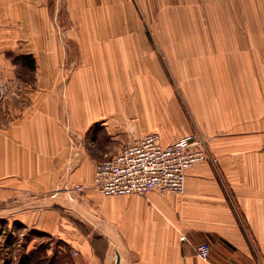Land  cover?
<instances>
[{
  "label": "crops",
  "instance_id": "0c3cea01",
  "mask_svg": "<svg viewBox=\"0 0 264 264\" xmlns=\"http://www.w3.org/2000/svg\"><path fill=\"white\" fill-rule=\"evenodd\" d=\"M243 9L242 30L254 31V65L242 54L209 57L213 65L192 93L196 125L212 136L211 158L188 169L182 194L90 189L84 201L37 206L35 192L52 189L71 157L80 162L68 179L91 182L95 162L115 149L101 146L103 129L112 138H139L157 128L150 100L138 108L121 97L136 68L132 40L82 34L46 45L36 78L47 85L0 129V219L34 234L4 248L0 264H264V0H242ZM188 126L172 135L188 134ZM161 135L167 141L171 134ZM39 234L59 241L57 248L37 247ZM201 241L210 243L207 259L197 255Z\"/></svg>",
  "mask_w": 264,
  "mask_h": 264
},
{
  "label": "rangeland",
  "instance_id": "374dc122",
  "mask_svg": "<svg viewBox=\"0 0 264 264\" xmlns=\"http://www.w3.org/2000/svg\"><path fill=\"white\" fill-rule=\"evenodd\" d=\"M245 15V9L242 14V0H0V129L8 125L16 110L28 104L29 93L40 85H47L46 80L36 78L37 71L45 69L41 59L47 44L54 42L62 46L82 34L85 37L88 34H110L111 37L132 40L135 45L133 59L136 68L124 78L128 84L121 93L122 99L138 108L144 100H150L153 120L157 123V128L150 132L159 134L163 142L195 135L204 141L207 156L199 162L207 161L211 158L208 141L212 136L196 125L199 121L195 113L197 102L192 92L197 91L198 81L207 76L205 70L209 72L208 67L213 65L209 62L213 55L242 54L253 67L254 31L242 30ZM95 25L99 26L98 30ZM35 42L38 51L34 49ZM143 49H149L151 56H146L145 52L143 55ZM21 54L33 56L34 69L21 63ZM65 67L63 63L59 69ZM135 111V117L140 118V109ZM186 124L191 132L172 135ZM161 132L171 134L167 141ZM126 134L112 138L103 129L99 135L101 146L115 148L105 156L140 138ZM103 159L105 157L95 164ZM79 162V158L68 159L59 182L50 190L35 192L40 199L37 206L41 207L44 199L56 203L62 200L80 202L86 200L88 190L97 191L92 180L87 185L68 179ZM12 229L16 235L10 237L8 231ZM32 235L33 232L23 224H8L7 220L0 219V262L4 248L10 250L14 240L23 238L24 242V238ZM35 236L39 248H57L59 244V241L48 240L41 234Z\"/></svg>",
  "mask_w": 264,
  "mask_h": 264
},
{
  "label": "built area",
  "instance_id": "2783aa9c",
  "mask_svg": "<svg viewBox=\"0 0 264 264\" xmlns=\"http://www.w3.org/2000/svg\"><path fill=\"white\" fill-rule=\"evenodd\" d=\"M206 157L204 141L195 135L163 142L159 134L150 132L97 162L93 187L103 195L113 196L145 195L151 191L182 194L186 170ZM196 249L200 258L207 259L211 246L208 241H201Z\"/></svg>",
  "mask_w": 264,
  "mask_h": 264
},
{
  "label": "trees",
  "instance_id": "16d2710c",
  "mask_svg": "<svg viewBox=\"0 0 264 264\" xmlns=\"http://www.w3.org/2000/svg\"><path fill=\"white\" fill-rule=\"evenodd\" d=\"M20 58L22 60V64L28 67L29 69L35 68V60L31 54H21Z\"/></svg>",
  "mask_w": 264,
  "mask_h": 264
},
{
  "label": "water",
  "instance_id": "95a60500",
  "mask_svg": "<svg viewBox=\"0 0 264 264\" xmlns=\"http://www.w3.org/2000/svg\"><path fill=\"white\" fill-rule=\"evenodd\" d=\"M115 264H119V259L117 258V260H116V263Z\"/></svg>",
  "mask_w": 264,
  "mask_h": 264
},
{
  "label": "bare ground",
  "instance_id": "6f19581e",
  "mask_svg": "<svg viewBox=\"0 0 264 264\" xmlns=\"http://www.w3.org/2000/svg\"><path fill=\"white\" fill-rule=\"evenodd\" d=\"M148 12V11H147ZM134 20V19H133ZM134 22V21H133ZM86 23V22H85ZM135 23V22H134ZM42 24V23H41ZM124 24V23H123ZM129 26V25H128ZM125 27V26H124ZM136 27V26H135ZM130 30V29H129ZM64 41V40H63ZM60 200V199H59Z\"/></svg>",
  "mask_w": 264,
  "mask_h": 264
}]
</instances>
